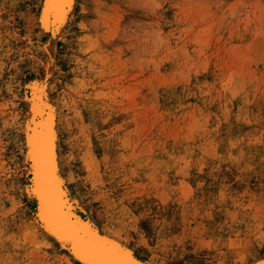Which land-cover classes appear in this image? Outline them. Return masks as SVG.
<instances>
[{
    "label": "rangeland",
    "instance_id": "obj_1",
    "mask_svg": "<svg viewBox=\"0 0 264 264\" xmlns=\"http://www.w3.org/2000/svg\"><path fill=\"white\" fill-rule=\"evenodd\" d=\"M59 13L0 0V264H87L40 218L43 177L141 262L264 264V0Z\"/></svg>",
    "mask_w": 264,
    "mask_h": 264
},
{
    "label": "snow or ice",
    "instance_id": "obj_2",
    "mask_svg": "<svg viewBox=\"0 0 264 264\" xmlns=\"http://www.w3.org/2000/svg\"><path fill=\"white\" fill-rule=\"evenodd\" d=\"M68 2L69 0H48L52 15L62 14L59 13V10ZM40 149L41 160L44 161L45 153L42 142H40ZM49 191L45 187L46 212L55 223L60 235L72 242L74 251L82 259H85L87 264H133L131 254L127 249L118 248L116 245L98 238L93 229L78 225L73 218L63 214L59 205L50 203Z\"/></svg>",
    "mask_w": 264,
    "mask_h": 264
},
{
    "label": "bare ground",
    "instance_id": "obj_3",
    "mask_svg": "<svg viewBox=\"0 0 264 264\" xmlns=\"http://www.w3.org/2000/svg\"><path fill=\"white\" fill-rule=\"evenodd\" d=\"M43 181H44V177L41 178V179L38 178L37 183L35 182V189L39 193V210H38L39 211V216H40V218L43 221H45L50 226V228H51L50 230H51L52 233L60 235V233L57 230L56 225H51V223L49 221L50 219H48V216L45 213L46 212L45 211V209H46V206H45L46 198H45V193H44L45 189H44V187L41 186ZM56 188L57 187H55V189L51 190V192L49 191V200H50V202L52 204H57L62 209L63 207L61 206L60 196H59V193L57 192ZM63 214L65 215V211L64 210H63Z\"/></svg>",
    "mask_w": 264,
    "mask_h": 264
},
{
    "label": "water",
    "instance_id": "obj_4",
    "mask_svg": "<svg viewBox=\"0 0 264 264\" xmlns=\"http://www.w3.org/2000/svg\"><path fill=\"white\" fill-rule=\"evenodd\" d=\"M41 186L44 187V189H45V187H47L48 189H50V192H51V190L55 189V187H57L56 189H57V192L59 193L58 185L56 184V182L54 181V179L51 178V177H44V181H43V183L41 184ZM44 193H45V191H44ZM59 196H60L61 206L63 207L62 209L65 211V215H66V216H69L68 213L66 212V209L64 208V206H63V204H62V200H61V195H60V193H59ZM50 203H51V202H50ZM45 206H46V200H45ZM45 211H46V209H45ZM45 213H46V215L48 216V219H50L49 221H50L51 225H55V223L52 221V219H51V217L49 216V214H48L47 212H45ZM49 227H50V226H49ZM52 234H54V233H52ZM55 235H59V234H55ZM59 236H61V235H59ZM72 250H73L74 257H75L76 259L81 260V261H86L85 259H82V258L80 257V255L77 254V253L74 251V245H73V244H72ZM131 258H132L133 264H147V263H144V262H141V261L135 259V258L132 257V256H131Z\"/></svg>",
    "mask_w": 264,
    "mask_h": 264
}]
</instances>
